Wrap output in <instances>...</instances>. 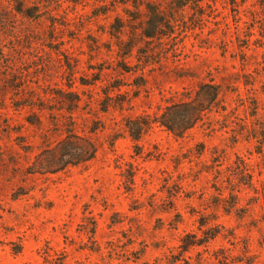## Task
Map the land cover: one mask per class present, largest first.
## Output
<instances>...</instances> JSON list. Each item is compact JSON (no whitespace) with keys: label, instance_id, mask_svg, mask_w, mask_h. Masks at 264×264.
<instances>
[{"label":"rangeland","instance_id":"374dc122","mask_svg":"<svg viewBox=\"0 0 264 264\" xmlns=\"http://www.w3.org/2000/svg\"><path fill=\"white\" fill-rule=\"evenodd\" d=\"M261 136L264 0H0V264H264Z\"/></svg>","mask_w":264,"mask_h":264},{"label":"trees","instance_id":"16d2710c","mask_svg":"<svg viewBox=\"0 0 264 264\" xmlns=\"http://www.w3.org/2000/svg\"><path fill=\"white\" fill-rule=\"evenodd\" d=\"M186 5L187 3L181 4L180 7H184ZM17 9V11H20L19 6ZM147 9H150V6H147ZM150 16L151 17H149L147 24L151 27L150 30L154 32L162 23V21L159 20L157 13L154 12V10H151ZM153 32H143V36L147 39H150L154 37ZM130 49L131 48L127 50L125 56L130 53ZM219 94V86L203 84L197 88L193 98H188L186 101L173 103L167 106L164 111L156 118L155 123L160 125L174 137L181 138L187 131L191 130L203 120L214 104L218 101L217 99ZM149 125L150 122L146 118H135L126 122L125 127L129 138L133 142L134 149L137 148L141 135L147 130ZM263 137L264 136H261V139H264ZM263 143L264 141L262 144ZM197 245L198 242L194 240L188 244L185 249Z\"/></svg>","mask_w":264,"mask_h":264}]
</instances>
